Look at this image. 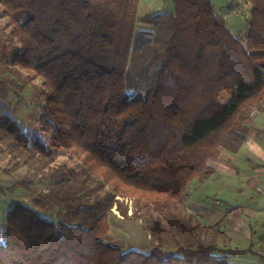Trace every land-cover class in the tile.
<instances>
[{"label": "trees", "instance_id": "1", "mask_svg": "<svg viewBox=\"0 0 264 264\" xmlns=\"http://www.w3.org/2000/svg\"><path fill=\"white\" fill-rule=\"evenodd\" d=\"M139 1L0 0L18 43L10 64L41 80L39 118L50 132L47 144L29 142L0 115V145L30 175L0 183L30 194V204L16 200L7 213L0 264H225L236 252L199 239L176 251L123 250L109 235L108 210L117 196L132 198L154 235L215 229L176 209L190 183L211 174L218 148L239 149L251 108H264V0H245L243 40L212 0H175L168 35L145 70L149 84L131 95ZM60 152L81 166L55 163ZM34 176L46 190L31 188Z\"/></svg>", "mask_w": 264, "mask_h": 264}, {"label": "rangeland", "instance_id": "2", "mask_svg": "<svg viewBox=\"0 0 264 264\" xmlns=\"http://www.w3.org/2000/svg\"><path fill=\"white\" fill-rule=\"evenodd\" d=\"M174 1H139L138 15L143 20L136 23L133 49L129 61L127 91L131 95L137 91L143 93L149 84V72L146 74L145 70L154 55V48L160 49L162 41L168 35L169 16L174 13ZM212 3L215 10L223 15L229 30L239 39H245L250 17V5L245 0H212ZM140 31H144L145 34L142 36L139 34ZM17 44L16 39L9 34L7 18L0 14V115L7 114L15 120L29 142L38 139L47 144L50 140V132L42 128L43 122L39 118L46 98L41 88V80L38 77L30 76L26 70L10 64V57ZM158 66L159 64L154 65L150 71ZM235 152V158H239L236 156L238 150ZM235 152L218 148L214 157L208 162L212 169L211 174L207 178L194 179L188 186L181 205L176 209L181 217L188 218L191 215V224L195 222L194 220L205 223L207 222V209H218L224 212L223 210L226 211L230 205L234 204L233 201L236 199L233 197L236 192L230 186L247 183L240 175L233 178L225 173V165L229 166L226 164L228 163L226 156ZM240 160L235 161L239 163ZM250 162V160L247 161V164L250 165ZM55 163H64L76 168L81 166L78 158L64 152L55 155ZM24 176L30 177L26 166L24 164L14 166V160L10 159L5 147L0 145V183L7 187L16 179ZM34 177L36 178L32 179L31 188L40 189L43 187V190H46L47 186L45 187L43 181L38 176ZM116 198V202L108 210L109 235L122 244L123 250L136 249L149 252L154 247L160 246L165 251H176L179 245L189 243L196 246L197 241L195 242V240L197 239L228 247V234L234 238L231 247H241L246 243L255 242L253 238L241 235L240 230L246 227L243 223L229 225L230 221L225 222L228 216L217 225H211L216 230L204 231L200 234L194 233L195 237L192 238H185L171 231L154 235L152 231H147L144 228L147 214L143 210H137L132 198L123 196ZM16 200L30 204L29 192L19 185L14 186L12 190H0V243L4 241L7 213ZM204 209L205 221L199 216L204 212ZM150 212L153 215L156 213L154 210ZM234 216L236 218L238 214ZM163 224L167 226L165 220H163ZM187 226L189 225L187 224ZM158 241L161 243L160 245ZM218 259L224 262V258H222L223 260L220 257ZM257 260L256 256L247 254L246 256H235L228 263L256 264ZM193 264H199V262L194 261Z\"/></svg>", "mask_w": 264, "mask_h": 264}, {"label": "crops", "instance_id": "3", "mask_svg": "<svg viewBox=\"0 0 264 264\" xmlns=\"http://www.w3.org/2000/svg\"><path fill=\"white\" fill-rule=\"evenodd\" d=\"M232 154L230 153L226 156L228 162L226 164H229V166L225 165V173L233 178L240 175L247 183L237 184V186L231 185L230 187L236 192L233 197L236 200H232L234 204L230 205L226 211L223 210L224 212L218 209H207V222L203 224L209 226L217 225L226 216L228 218L225 222L230 221L229 225L243 223L247 228L240 230L242 232L241 235L248 236L250 239L253 238L255 242L246 243L241 247H231L230 245L234 238L222 232L228 237L229 245L225 249L236 251L235 253L231 252L224 255L225 264H229L228 261L235 256H246L247 254L256 256L258 259L256 264H264V108H251L248 119V133L236 155L239 158H235L234 154L236 152ZM238 159L241 160L236 163L235 160ZM249 160L251 161L250 165L247 164ZM205 209L199 215L203 221H205V216H203ZM235 214H238L236 218ZM238 233L240 234V232Z\"/></svg>", "mask_w": 264, "mask_h": 264}]
</instances>
